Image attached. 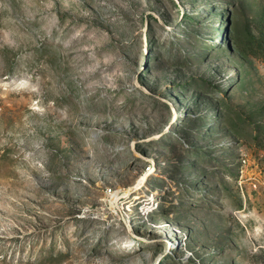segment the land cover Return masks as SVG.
<instances>
[{
  "label": "rangeland",
  "instance_id": "obj_1",
  "mask_svg": "<svg viewBox=\"0 0 264 264\" xmlns=\"http://www.w3.org/2000/svg\"><path fill=\"white\" fill-rule=\"evenodd\" d=\"M0 264H264V0H0Z\"/></svg>",
  "mask_w": 264,
  "mask_h": 264
}]
</instances>
